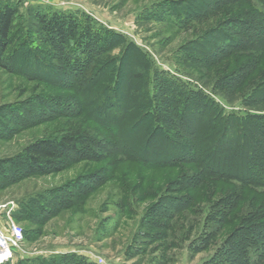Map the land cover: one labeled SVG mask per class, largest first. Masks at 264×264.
I'll return each mask as SVG.
<instances>
[{
    "label": "trees",
    "instance_id": "1",
    "mask_svg": "<svg viewBox=\"0 0 264 264\" xmlns=\"http://www.w3.org/2000/svg\"><path fill=\"white\" fill-rule=\"evenodd\" d=\"M163 1L172 6L171 13L181 19L180 23L208 24L203 34L197 32L190 45L199 47L196 57L200 64L211 66L229 59L217 70L219 76L213 84L193 85L182 78L191 76L176 67L173 74L162 73L154 66L153 58L128 38L127 44L137 49L131 51L139 55L142 62L135 66L134 59L127 52L116 64L127 76L132 73V77L127 81L130 84L126 95L121 98L117 88L119 78L115 75L117 79L108 87V92H113L112 105L99 111L98 117L93 119L110 133L106 144V140H97L86 119L77 117L78 110L68 113L65 108H59L60 104L66 105L63 101L58 108L53 104L50 109L54 116L50 118L67 115L65 127L56 134L34 139L13 156L0 159V188L22 178L54 173L71 163L98 157L97 146L101 153L103 150L105 153L106 150L120 153L145 166L180 168L178 184L175 185L181 191L191 187L198 192L205 185L207 192L213 195L217 181L229 183L222 190L225 194L211 204L216 210L214 221L219 225L214 229L232 228L215 254L222 257L221 264H264V0H256L262 9L252 4L254 0ZM34 14L37 37L51 49L43 50V53L47 56L55 53L61 62L58 74L64 78L52 82L72 85L78 91L76 98L82 101L88 86L102 74L107 75L106 62L116 60V56L109 52L113 39L125 35L94 24L91 18L80 20L70 12L54 10L49 14ZM20 18L14 4L0 2V65H6L8 57L5 54L23 31L22 26L15 30ZM208 37L213 38V44ZM206 40L208 46H201ZM215 41L222 42L214 44ZM26 43L25 40L22 42ZM183 49L188 51L187 46ZM207 71L211 72L210 69ZM106 87L102 84L100 92ZM209 89L227 105L232 104L235 96H245L243 104L246 107L228 110L206 92ZM29 103L20 107L3 106L0 116L5 111L11 113L13 118L7 120L8 125L22 126L27 121L25 119H31L25 124L35 122L36 115L27 114L28 107H22L48 106L36 98ZM139 122L145 123L140 134L135 130ZM2 127L4 125H0V136L15 129L11 127L2 131ZM130 132L137 138L131 139ZM145 144L144 153H138L139 146L142 149ZM151 147L158 148L160 154L150 153ZM98 181L103 184L106 179ZM79 184L77 180L41 194L39 200L24 202L16 217L40 223L80 198L86 191ZM72 189L77 190V195ZM194 191L189 190L185 196L178 197L164 196L161 190H149L156 198L149 213L161 214L160 217L172 221L186 207H193ZM24 236L32 238L28 231H24ZM18 264L96 263L72 252L54 254L49 258H27Z\"/></svg>",
    "mask_w": 264,
    "mask_h": 264
},
{
    "label": "rangeland",
    "instance_id": "2",
    "mask_svg": "<svg viewBox=\"0 0 264 264\" xmlns=\"http://www.w3.org/2000/svg\"><path fill=\"white\" fill-rule=\"evenodd\" d=\"M3 1H10L18 8L21 18L16 22L15 30L22 26L23 31L5 54L8 57L5 66L8 67L0 65V109L7 105H28L34 98L43 100L48 108L22 107H28L27 114L36 115L35 122L25 124L31 120L25 119L27 121L22 126L6 123L13 118L9 111L0 116V125H4L2 131L15 128L0 136V159L13 156L34 139L56 134L65 127L67 115L50 118L54 116L50 108L53 104L58 108L61 101L66 105L60 104L59 108H65L68 113L78 110L77 117L86 119L92 125V133L97 140H106V144L110 133L93 119L98 117L99 111H105L112 105L113 92H108L112 82L119 78L117 88L122 98L130 84L127 81L132 77V73L127 76L123 68L118 69L116 64L127 52L134 59L135 66L142 62L140 56L131 51L137 49L127 44L128 38L153 58L154 66L162 73L173 74L176 67L191 76H182L183 80L199 87L204 82L208 86L213 84L219 76L217 70L229 61L225 58L211 66L200 64L196 57L199 47L190 45V42L196 39L197 32L203 34L208 24L196 21L180 23L181 19L171 13L172 6L163 0H0ZM252 4L262 9L258 1H252ZM240 7H243L242 4ZM54 10L70 12L83 21L91 18L94 24L125 35L113 39L109 52L116 56V60L106 62L104 72L107 75L102 74L88 86L82 101L76 98L78 91L72 85L62 86L52 82L64 78L58 74L61 62L56 59L55 53H51L55 56L49 55L52 57L43 53V50L51 49L37 37L34 13L49 14ZM24 40L28 44H22ZM207 40L213 44V38L208 37ZM207 40L201 46H208ZM217 42L222 41H215L214 44ZM184 46L188 51H182L185 50ZM101 79L104 80L102 83ZM102 84L107 89L101 90V93ZM206 92L228 110L236 111L240 106H245V96L237 95L232 99V104L227 105L210 89ZM137 125L135 130L140 134L145 123L139 122ZM129 135L131 139L137 138L131 132ZM96 148L100 154L98 157L71 163L54 173L22 178L0 188V205L13 202L16 205L11 215L13 221L32 236L30 239L24 236L13 258L4 264H18L27 258H49L54 254L72 252L96 264H221L222 257L215 254L232 228L214 229L219 225L214 221L216 210L211 204L225 194L222 190L228 187V182L217 181L214 185L217 190L213 195L207 192L205 185L198 192L191 187L181 191L175 185L180 168L145 166L120 153H109L107 150V153L104 150L101 153L100 147ZM145 148L146 144L142 149L139 146L138 153L143 154ZM157 149L151 147L148 151L153 155L160 154ZM102 155L105 156L102 158ZM101 179L106 181L100 184L98 180ZM77 180L86 192H82L80 198L71 201L63 210L40 223L16 217L24 202L37 200L41 194ZM152 189L163 191L164 196L178 197L185 196L189 190L194 191L193 207H186L172 221L160 217L161 214L149 213L156 202L154 193H149ZM72 192L77 195V190ZM8 222L7 214L3 211L0 214V230L5 231ZM213 229L215 235L211 234Z\"/></svg>",
    "mask_w": 264,
    "mask_h": 264
},
{
    "label": "built area",
    "instance_id": "3",
    "mask_svg": "<svg viewBox=\"0 0 264 264\" xmlns=\"http://www.w3.org/2000/svg\"><path fill=\"white\" fill-rule=\"evenodd\" d=\"M15 206L13 202L0 205V214L4 211L9 221L7 229L5 231L0 230V264L11 260L14 251L21 246L24 240L23 227L15 223L11 217Z\"/></svg>",
    "mask_w": 264,
    "mask_h": 264
}]
</instances>
